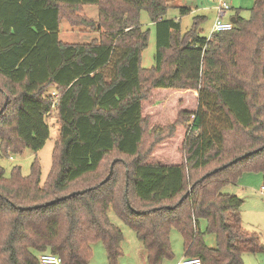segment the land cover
<instances>
[{"label": "trees", "instance_id": "trees-1", "mask_svg": "<svg viewBox=\"0 0 264 264\" xmlns=\"http://www.w3.org/2000/svg\"><path fill=\"white\" fill-rule=\"evenodd\" d=\"M64 6L100 7L89 25L104 31L101 40L62 42ZM171 8L167 0H0L2 154L43 149L53 110L61 128L44 185L37 162L29 176L0 169V264H39L43 254L89 264L96 242L118 264L124 234L111 210L135 232L147 264L174 257L173 228L185 257L203 264H244L245 253L264 252L242 225L244 200L223 193L244 172L264 176V0L211 38L195 26L183 32ZM142 11L156 28L152 69L142 67L150 39ZM190 12L180 8V17ZM156 96L163 100L150 105Z\"/></svg>", "mask_w": 264, "mask_h": 264}, {"label": "rangeland", "instance_id": "rangeland-1", "mask_svg": "<svg viewBox=\"0 0 264 264\" xmlns=\"http://www.w3.org/2000/svg\"><path fill=\"white\" fill-rule=\"evenodd\" d=\"M172 6L167 17L175 18L180 16L179 9L181 7H192L194 13L182 18L183 32H187L194 26L200 31L201 36L211 38L213 34V26L217 19L216 6L217 0H167ZM233 8L228 12L226 20L232 21V18L239 13L244 19L251 18V9L254 7L255 0H226ZM120 4V0H103V7L108 3ZM61 27L60 40L65 43H90L99 42L102 33L95 31L94 27L89 23L97 25L100 19V7L87 6L78 9L68 7L61 8ZM140 21L144 30H150V39L148 47L142 53V67L144 69H152L155 66V56L157 51L156 28L151 23L150 15L146 11L141 12ZM96 28V27H95ZM0 107L4 102V98H0ZM163 99L154 97L150 105L156 106ZM191 104L194 101L191 100ZM47 124L50 127V137L46 141L45 146L39 152L35 153L30 149H24L20 154L9 153L8 156L2 154L0 146V169H4L6 176H11L15 167H20L23 176H29L32 173V166L35 162L41 169V184L44 185L48 180L53 165V152L55 143L60 134V124L56 110L47 117ZM152 142V138L146 140L148 147ZM1 145V144H0ZM176 146L171 145L169 152L173 153ZM114 156H112L100 174L96 176L97 180L104 178L109 172V166ZM202 173L199 175L201 176ZM90 182L89 178L85 182ZM84 182L79 185L84 187ZM264 176L260 172H244L235 184H230L223 189L224 194H236L244 200L241 208L242 225L247 231L254 232L260 236V241L264 244ZM239 193V194H238ZM110 219L113 224L118 226L124 234L122 243L123 255L118 264H147L146 251L142 243L138 240L135 232L127 226L114 211L109 212ZM202 229L205 231L206 223L202 222ZM171 243L174 257L166 260L164 264H180L185 258L183 238L176 228L171 231ZM205 242L208 248L216 249L218 242L216 236L212 234L205 235ZM244 264H264V252L245 253L242 256ZM89 264H109L107 252L102 242H96L92 245V258Z\"/></svg>", "mask_w": 264, "mask_h": 264}, {"label": "built area", "instance_id": "built-area-1", "mask_svg": "<svg viewBox=\"0 0 264 264\" xmlns=\"http://www.w3.org/2000/svg\"><path fill=\"white\" fill-rule=\"evenodd\" d=\"M217 1H218V5L216 6V11L218 16L213 26V34L232 31L234 28L232 21L226 20L227 14L232 9V6L226 0H217ZM52 95L56 99L59 98V96L56 93H53ZM39 264H62V259L59 256L53 254H43L40 256ZM180 264H203V263L199 258L185 257Z\"/></svg>", "mask_w": 264, "mask_h": 264}, {"label": "water", "instance_id": "water-1", "mask_svg": "<svg viewBox=\"0 0 264 264\" xmlns=\"http://www.w3.org/2000/svg\"><path fill=\"white\" fill-rule=\"evenodd\" d=\"M6 107H7V103H5L3 109L0 111V115L4 112V110H5ZM241 159H243V157L238 158L237 160H234V161L231 163V165L236 164V163L239 162ZM112 169H113V166H112ZM111 174H112V172H111ZM210 175H211V174H208L207 176H210ZM110 177H111V175L107 178V180H109ZM204 179H205V178L201 179L200 182H203ZM79 193H83V192H79ZM77 194H78V193H75V194H72V195H77ZM185 197H187V196H185ZM182 201H183V200H182ZM31 209H32V208H24V209H22V210L27 211V210H31Z\"/></svg>", "mask_w": 264, "mask_h": 264}, {"label": "crops", "instance_id": "crops-1", "mask_svg": "<svg viewBox=\"0 0 264 264\" xmlns=\"http://www.w3.org/2000/svg\"><path fill=\"white\" fill-rule=\"evenodd\" d=\"M186 8H189L190 10H191V12H190V14H193L194 13V11H193V8L191 7H188V6H185ZM180 8H183V7H181L180 6ZM180 8L179 9H177V10H179V15H180ZM233 8V7H232ZM189 15V14H188ZM182 18L183 17H180V16H178V17H175V18H171V19H178L181 23H182ZM230 194V193H229ZM239 194V193H238ZM234 195H236V194H234ZM240 195V194H239ZM239 195H237L238 197H240Z\"/></svg>", "mask_w": 264, "mask_h": 264}]
</instances>
